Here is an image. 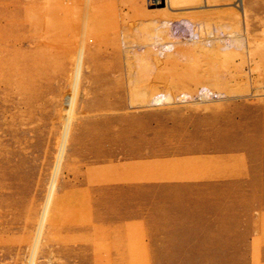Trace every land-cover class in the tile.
<instances>
[{"label": "rangeland", "instance_id": "obj_1", "mask_svg": "<svg viewBox=\"0 0 264 264\" xmlns=\"http://www.w3.org/2000/svg\"><path fill=\"white\" fill-rule=\"evenodd\" d=\"M172 124L221 158L179 173L254 181L249 230L172 238L110 196ZM0 264H264V0H0Z\"/></svg>", "mask_w": 264, "mask_h": 264}, {"label": "crops", "instance_id": "obj_2", "mask_svg": "<svg viewBox=\"0 0 264 264\" xmlns=\"http://www.w3.org/2000/svg\"><path fill=\"white\" fill-rule=\"evenodd\" d=\"M165 94L154 93L147 104H162ZM174 113L166 108L147 109L135 117L147 116L162 124L167 120L175 123ZM151 129L155 133L152 131L141 137L139 150L118 159L117 168L124 171L109 176L106 182L111 197L125 200L126 207L132 206L129 220H141L150 232L167 231L172 238L180 235L183 239L189 237L185 235L187 232L249 230L244 216L250 215L249 210L256 204L254 181L196 172L179 173L180 169L173 167L175 161L190 162L197 167V164L204 165L206 161L215 162L221 158L206 157L188 146L182 150L181 144L194 142L189 136L185 135L181 141L180 137L161 135L163 131L175 134L177 130L176 134L180 136V127L176 125L153 126ZM175 144L180 146L174 147Z\"/></svg>", "mask_w": 264, "mask_h": 264}]
</instances>
